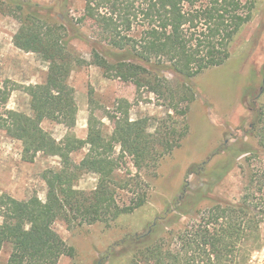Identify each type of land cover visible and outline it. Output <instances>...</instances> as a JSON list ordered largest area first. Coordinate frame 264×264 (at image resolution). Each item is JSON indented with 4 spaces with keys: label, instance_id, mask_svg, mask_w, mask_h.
Segmentation results:
<instances>
[{
    "label": "trees",
    "instance_id": "trees-1",
    "mask_svg": "<svg viewBox=\"0 0 264 264\" xmlns=\"http://www.w3.org/2000/svg\"><path fill=\"white\" fill-rule=\"evenodd\" d=\"M4 1L19 23L13 44L38 54L48 63V72L42 83L26 89L30 113L8 109L9 91L0 85V129L10 130L21 142L24 160L31 162L42 153L59 157L62 166L44 173V201L18 200L0 193V251L10 245L7 264H57L64 256L73 257L75 250L55 231V222L63 221L71 229L110 224L132 213L146 198L138 193L131 205L116 200L114 173L122 156H130L140 169L154 165L160 150H172L169 137H153L148 118L130 119L127 111L121 112L122 117L108 116L117 120L111 135L104 134L102 124L95 123L90 114L85 139L72 135L55 139L41 122L75 120L68 84L71 72L88 63L108 78L147 88L181 117L173 123L179 125L177 133L182 138L188 130L185 116L196 97L188 81L228 59L230 43L252 18L254 1L84 0L82 14L69 24L72 32L78 24L92 30L94 38L84 36L91 45L88 60L70 48L65 27L50 23L39 8L23 0ZM180 104L184 105L180 108ZM262 120L264 126V107L257 123ZM260 134L264 136V128ZM83 148L87 151L82 159L72 162L71 154ZM83 171L98 176L96 187L89 192L75 187ZM183 193L175 208L184 202L180 215L190 216L192 223L158 235L161 220L156 218L144 232L125 235L113 247L129 253L128 264H250L252 253L264 247L260 237L264 194L260 198L253 190H244L236 202L216 201L190 215V209L207 197L203 191ZM113 253L108 251V255Z\"/></svg>",
    "mask_w": 264,
    "mask_h": 264
},
{
    "label": "rangeland",
    "instance_id": "rangeland-1",
    "mask_svg": "<svg viewBox=\"0 0 264 264\" xmlns=\"http://www.w3.org/2000/svg\"><path fill=\"white\" fill-rule=\"evenodd\" d=\"M23 1L39 8L50 23L63 25L70 48L88 60L91 45L84 36L94 38L92 30L87 24H78L77 31L72 32L69 24L82 14L84 0ZM253 1L252 18L230 43L228 59L188 81L196 97L185 116L188 130L182 138L177 133L179 125L173 123L176 118L180 122L181 117L147 88L108 78L102 69L88 63L71 72L68 84L76 109L75 120L65 124L47 119L41 122V127L55 139L66 135L85 139L90 114L95 123L102 124L103 133L111 135L117 120L108 116L122 117L121 112L127 111L130 119L148 118L153 137H169L172 150H160L154 165L140 169L132 164L130 156H122L114 173L116 200L120 205H131L138 193L146 198L132 213L122 214L110 224L71 229L63 221L55 222V231L75 250L73 257L64 256L57 264H128L129 253L113 247L125 235L144 232L156 218L161 220L158 235L168 230L177 232L192 223L190 216L180 215L184 202L175 208L183 190L203 191L207 197L190 209V215L216 201L236 202L244 190H253L256 197L264 194V136L260 134L263 120L257 123L264 107V0ZM4 2L0 0V85L9 91L8 109L30 113L26 89L46 79L48 63L38 54L13 44L19 23L10 13L13 8ZM168 114L172 117L168 118ZM86 151H74L71 161L78 163ZM115 152L117 156L118 146ZM61 166L59 157L42 153L31 162L24 160L21 142L10 130L0 129V193L18 200L44 201L47 185L43 175ZM97 182L95 173L83 171L75 187L89 192ZM260 237L264 242V219ZM10 250L7 244L0 251V264H7ZM109 250L114 253L108 255ZM250 264H264V247L252 253Z\"/></svg>",
    "mask_w": 264,
    "mask_h": 264
}]
</instances>
